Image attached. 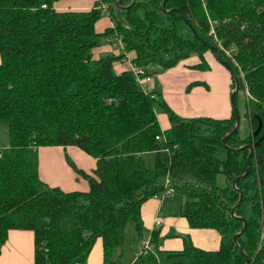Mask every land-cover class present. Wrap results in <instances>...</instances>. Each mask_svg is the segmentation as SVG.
<instances>
[{
	"label": "trees",
	"instance_id": "1",
	"mask_svg": "<svg viewBox=\"0 0 264 264\" xmlns=\"http://www.w3.org/2000/svg\"><path fill=\"white\" fill-rule=\"evenodd\" d=\"M56 0H0V121L8 142L0 147V251L10 228L34 233V264L84 263L100 237L103 258L112 260L126 226L142 231L140 205L160 198L169 186L185 194L189 225L220 233L218 248L208 250L184 239L181 249L137 255L131 264H260L264 258V0H136L128 9L115 0H95L88 10H58ZM130 0H122L129 3ZM107 3L112 25L97 31ZM114 8L122 14L115 13ZM183 18L189 20L197 37ZM228 56L208 33L210 22ZM97 35L120 41L122 51L94 56ZM204 40L205 43L202 41ZM215 44L232 67L239 88H246L245 116L250 131L227 138L237 147L254 145L250 171L248 148L232 150L221 138L235 123L228 118L178 115L155 90L142 89L131 69L115 71L113 60L134 50L133 61L146 73L176 65ZM233 58L236 63L231 60ZM198 66L205 67L204 64ZM243 73L239 75V72ZM235 92V99H236ZM168 116L161 129L157 111ZM257 132L255 133V130ZM158 136V137H157ZM75 145L95 158L91 172L70 166L87 180L86 190H65L41 179L38 148ZM223 145L226 157L216 147ZM153 151L152 166L143 153ZM222 173L225 185L217 184ZM243 191L241 202L231 208ZM247 223L242 234L233 235ZM262 235L260 246L258 241ZM153 241L156 237L153 235Z\"/></svg>",
	"mask_w": 264,
	"mask_h": 264
},
{
	"label": "crops",
	"instance_id": "2",
	"mask_svg": "<svg viewBox=\"0 0 264 264\" xmlns=\"http://www.w3.org/2000/svg\"><path fill=\"white\" fill-rule=\"evenodd\" d=\"M94 3L95 0H56L54 6L58 10H88L95 5ZM211 23L213 24L214 21L211 20ZM109 25H112L109 12H103L96 21V29L102 31ZM115 43L110 41L100 44L93 48V52L119 53L122 47L120 50L113 49ZM203 55L204 60H201L199 55L192 54L166 70L157 71L154 69L155 66H152L153 73H149L151 81L146 87L153 95L157 90L180 116L228 118L233 109L228 98L229 76L227 71L222 69L225 65L217 59L212 49L206 50ZM134 56V50L124 51V56L119 60L128 62V66L123 67V70L132 69L136 65L133 61ZM201 63L209 65V68L198 66ZM157 118L161 129L169 127L170 123L165 112L158 110ZM58 147L56 151H50L49 148L39 149L41 179H45L44 181L52 185H59L65 190H86L87 180L81 175L76 176V171L67 163L63 151L61 149L59 151ZM66 147L68 151H71L69 154L76 161L78 168L86 171L94 168L95 158L87 155L78 146L66 145ZM61 148L65 147L61 146ZM186 200V195L177 189L170 195L160 198L151 196L144 199L140 205L142 231L139 236L135 234L133 222L132 229L127 224L123 243L115 249L110 261L104 260L102 240L97 237L85 262L75 264H131L137 255L142 253L144 241H148V252L155 251L156 243L160 250L181 249L185 238L200 248L208 250L218 248L220 233L215 228L189 225L184 215ZM157 219L158 222H156ZM153 235L156 241L152 240ZM0 264H34L33 230L27 228L8 230L7 239L0 251ZM159 264L171 263L161 262Z\"/></svg>",
	"mask_w": 264,
	"mask_h": 264
},
{
	"label": "rangeland",
	"instance_id": "3",
	"mask_svg": "<svg viewBox=\"0 0 264 264\" xmlns=\"http://www.w3.org/2000/svg\"><path fill=\"white\" fill-rule=\"evenodd\" d=\"M114 12L115 13H118V16L122 18V14L120 13V11L116 8H114ZM96 40L98 41V43L100 44H104V43H108L110 42L109 39L106 37V35H97L96 36ZM118 42V43H117ZM115 43V42H114ZM122 47L121 45V42L120 41H116V43L114 44L113 46V49H118L120 50ZM112 49V50H113ZM104 52V51H103ZM102 51H95L94 56H99V55H103V54H106V53H103ZM107 53H112L111 51L110 52H107ZM225 53V52H224ZM115 54H118V53H115ZM231 60H233V58H231ZM234 61V60H233ZM236 63V61H234ZM128 66V62H124V61H120L118 58L113 60V69L115 71H121L123 70L122 68L123 67H126ZM151 67L152 66H155L154 64L150 65ZM205 69H208L209 68V65H205L204 67ZM223 71H227V74L229 76V92H228V98H229V101L231 103V99H230V93L233 91L234 87L232 85V75H231V71L223 66L222 67ZM239 75H242L243 77V73L240 71L239 72ZM245 85V88L243 89L242 87L239 88L237 90V93H236V106H237V109H238V113H239V117H240V125H239V128H238V134L240 136H245L249 133L250 131V125H249V122H248V119L247 117L245 116V102H246V97H249L250 94L248 93V90L246 88V82L244 81L243 83ZM232 106V105H231ZM8 142V131H7V123L6 121L4 120H1L0 121V146H3L5 145L6 143ZM60 146V147H58ZM60 149L63 151V154H64V158L65 160L68 162V159H70L76 166H77V163L76 161L73 159V157L69 154L71 153V151H68V148L66 146H62V147H65V148H61V145H43V146H40L38 148V154H37V164H38V173H39V176H40V170H39V165H40V156H39V149L40 148H49L50 151H56V149ZM76 147V146H75ZM78 148V147H77ZM86 153V152H85ZM87 154V153H86ZM215 154L221 158V159H224L226 157V149L223 145H218L216 147V151H215ZM88 155V154H87ZM143 157L145 159V163L148 165V166H152L153 165V162L155 160V154L153 151L149 152H144L143 153ZM70 165V164H69ZM82 169V168H81ZM86 171V170H85ZM92 169L90 171H87V172H91ZM78 173H76V176L78 177ZM42 177V176H41ZM43 179V178H42ZM45 180V179H44ZM227 183V180H226V177L224 176V174L220 173L217 177V184L218 185H225ZM50 184V183H49ZM52 185V184H51ZM128 225H130V229H132V222H129ZM127 225V226H128Z\"/></svg>",
	"mask_w": 264,
	"mask_h": 264
},
{
	"label": "water",
	"instance_id": "4",
	"mask_svg": "<svg viewBox=\"0 0 264 264\" xmlns=\"http://www.w3.org/2000/svg\"><path fill=\"white\" fill-rule=\"evenodd\" d=\"M135 1L136 0H130L129 3L124 4V3H122V0H115L114 3H115V6L116 7H119V8H122V9H128V8H130L134 4ZM161 5H162V10L164 12H166V13H168V12H170L172 10H176V8L166 9V7H165V0H162ZM183 19L190 26V28H191L192 32L194 33V35H196L197 37H199V35L196 33L194 27L189 22V20L186 19V18H183ZM202 41L205 43L204 40H202ZM208 46H209L210 49H212L214 51L215 56L217 57V59H219L232 72V67L230 66V64L220 59V55L218 53L217 46L215 44H208ZM233 78H234V81H235V86H234L233 91L230 93V99H231L232 109L234 111L235 123H234L233 127L230 129V131H228L226 134H224L222 136L221 141H222V143H223V145L225 147L231 148L233 151L234 150H242L243 148H248V150H249L248 151V155H247V162H248V164H247L246 170L243 173L234 176L233 179H232V181H231L232 185L235 186V181L237 179L244 178L248 174V172L250 171V166H251L250 156L252 155V152H253V145L250 144V143H244V144H242L240 146H237V147H231V146H229L227 144V138L230 135H232L233 133H235L238 130L239 125H240V117H239V113H238V109H237L236 101H235V92L238 90L239 80H238L237 75H235V74L233 75ZM256 131H257V129L255 130V132ZM237 189L239 191V196H238V200L234 203V205L231 208V214L232 215H234V208L236 206H238V204L241 202V200L243 198V191L241 189H239V188H237ZM241 219H242L243 223H242L240 229L233 235V239H234L235 243L238 245L239 250L240 251H243L242 248L239 246V244L237 242V236L240 235V234H242V232L245 229V226H246L247 221L243 217H241ZM248 262H249V257L247 255H245V263L244 264H248Z\"/></svg>",
	"mask_w": 264,
	"mask_h": 264
},
{
	"label": "built area",
	"instance_id": "5",
	"mask_svg": "<svg viewBox=\"0 0 264 264\" xmlns=\"http://www.w3.org/2000/svg\"><path fill=\"white\" fill-rule=\"evenodd\" d=\"M101 8H103L105 10V12H107V13L109 12L107 3H102L101 4ZM208 33L213 35V39L215 40V43L217 44V46H219L226 53V55L230 56L231 55L230 49L225 48L221 44V42L219 41V39L217 38V36L214 33V27H213L211 22H210V27H209ZM131 70H132V73L135 76V80L137 81L139 86L142 89L148 91L146 85L151 81V76L146 73V70L144 69V67L139 66V65H135V66L132 67ZM151 95H153V93H151ZM168 183H169V179H166L165 180V187L162 190V195H167V194H169L172 191L173 188L171 186H169ZM154 196H157V195H154ZM158 221L159 220L157 219L156 222H158ZM261 239H262V235H261V237H260V239L258 241L257 248L260 246ZM148 248H149L148 241H144L143 242L142 253L146 252ZM260 264H264V258L261 259Z\"/></svg>",
	"mask_w": 264,
	"mask_h": 264
},
{
	"label": "flooded vegetation",
	"instance_id": "6",
	"mask_svg": "<svg viewBox=\"0 0 264 264\" xmlns=\"http://www.w3.org/2000/svg\"><path fill=\"white\" fill-rule=\"evenodd\" d=\"M256 132H257V131H256ZM256 132H255V133H256ZM253 148H254V145H253Z\"/></svg>",
	"mask_w": 264,
	"mask_h": 264
}]
</instances>
